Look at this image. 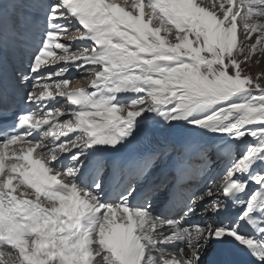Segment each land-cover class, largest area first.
<instances>
[{
	"label": "snow or ice",
	"instance_id": "1",
	"mask_svg": "<svg viewBox=\"0 0 264 264\" xmlns=\"http://www.w3.org/2000/svg\"><path fill=\"white\" fill-rule=\"evenodd\" d=\"M257 55L264 0H0V264H264ZM197 201L217 223H184Z\"/></svg>",
	"mask_w": 264,
	"mask_h": 264
},
{
	"label": "bare ground",
	"instance_id": "2",
	"mask_svg": "<svg viewBox=\"0 0 264 264\" xmlns=\"http://www.w3.org/2000/svg\"><path fill=\"white\" fill-rule=\"evenodd\" d=\"M254 38H255V36H254ZM56 67H59V65H56ZM89 83V81H87V80H84L83 81V84L81 85V86H86L87 84ZM77 85H75V84H73V85H71V87H76ZM65 107H67L66 105H65ZM146 136H149V137H152V138H155V140L157 141V136H158V131L156 130V129H154V128H151L150 130L149 129H147V130H145L139 137H137V139L138 138H144V137H146ZM199 139L200 138H198V141H199ZM197 141V142H198ZM210 142V141H209ZM214 159H215V157H214ZM193 162V164H195V163H197V161L194 159V160H192ZM219 161H217L215 164H214V167H216L217 166V163H218ZM194 167V166H193ZM212 173V172H211ZM209 177H211V175H209ZM208 177V178H209ZM213 177V176H212ZM204 178V177H203ZM203 178H200V177H197L196 178V181H195V183H193L190 187L193 189V190H197V186H198V184H199V181H201ZM207 178V179H208ZM212 181H211V179H208V182L206 183V184H209V183H211ZM206 186V185H205ZM220 188V185H218V184H215V186L213 187V191L215 192V191H217L218 189ZM205 189V187L202 189V190H204ZM207 199H208V197H205V201H207ZM221 199H222V197H221ZM201 204H202V202L201 201H197V208H198V211H197V213L196 214H194V215H196V216H191V218L190 219H186L185 220V223L186 224H189V223H191V224H196V223H199V224H205V223H207V222H209V220H211V222L213 223V224H215V223H217L218 222V218H216V217H213L212 215H211V213H204L203 212V210H202V207H201ZM199 212V213H198ZM201 212V213H200ZM245 231H246V229H245Z\"/></svg>",
	"mask_w": 264,
	"mask_h": 264
},
{
	"label": "rangeland",
	"instance_id": "3",
	"mask_svg": "<svg viewBox=\"0 0 264 264\" xmlns=\"http://www.w3.org/2000/svg\"><path fill=\"white\" fill-rule=\"evenodd\" d=\"M241 39H243V37H241ZM255 42V38L253 37L251 41H249V43H254ZM257 61H259V63H257ZM245 71L247 74H251L253 76V78H255L257 76V74H264V57L262 56H254L249 64L244 65ZM262 84H264V79H261L260 81ZM214 167V166H213ZM223 167H224V163L222 164H217L216 167H214L212 169V173H209V175H211V177H216L218 184L221 185V180L218 179L219 178V174L223 171ZM205 177H209V176H205ZM204 177V178H205ZM209 179V178H208ZM208 179L206 180V183L208 182ZM201 181H199L200 184ZM203 183V182H202ZM198 184V185H199ZM215 184H217L215 182ZM202 185V184H201ZM201 185L199 186V188H201ZM199 213V212H198ZM201 213V212H200ZM196 216V215H193ZM185 223V221H184ZM186 224V223H185Z\"/></svg>",
	"mask_w": 264,
	"mask_h": 264
}]
</instances>
